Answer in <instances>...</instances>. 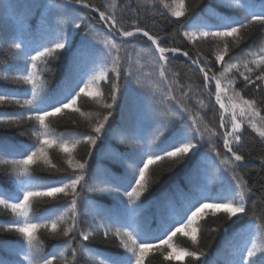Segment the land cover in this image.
<instances>
[{
    "label": "trees",
    "instance_id": "16d2710c",
    "mask_svg": "<svg viewBox=\"0 0 264 264\" xmlns=\"http://www.w3.org/2000/svg\"><path fill=\"white\" fill-rule=\"evenodd\" d=\"M88 2L101 11L111 10L113 4H120L121 7L116 9V14L118 19H122L126 25H130L133 19L139 18L141 26L146 27L150 34L164 38L163 46L177 47L182 51H188L193 59L197 53L208 57L214 64L212 73L217 75L223 69L220 64H215L214 52L218 47H223V42L208 38L193 43L183 36V31L212 25L225 16L230 9L236 10V16L243 15L236 0H232L230 8L220 6L217 0H184L185 15L179 18L171 16V10L163 6L146 9L144 0H132L135 6L134 10H123V5L127 3V0H88ZM165 3L171 4L172 8H175L172 0H165ZM64 4L63 0H0V92L13 94L9 102L0 105V113L21 111L20 106L13 101L30 86L14 79V77L21 74L25 52L34 54L32 49L46 42L51 34L58 30L57 22L59 20H70L72 17L78 16L86 17L89 27L94 26L93 35L88 39L97 48L114 39L107 36L106 29L89 10L74 7L66 10L63 7ZM23 15H25L24 18ZM73 31L75 33L73 48H75L81 38L85 37L88 28L82 26L80 30L73 29ZM243 34L244 42L239 46L233 44L229 38L230 54L235 58L232 62L240 63V71H244L243 61L253 58L241 56V49L252 45V50L255 51L260 46H264V35L260 34L258 26L251 25ZM115 40L119 42V40ZM14 43H21V49H15ZM133 44L135 50H133ZM133 44L125 46L127 54L137 61L132 70L139 73L140 82L146 85V88L142 90L135 81L132 83L122 81L127 91L123 96L118 97V104L106 125V131L92 148L91 158L88 157L90 146L86 143L81 142L72 149L74 163L87 159L89 164L85 181L79 188L81 196L79 231L70 234L69 237H64L61 234L52 235L50 231L40 229L37 232V237L43 243L40 253L42 255L58 249V251H64L67 260L71 261L73 259L71 248H75L79 253V264H98L99 257L93 259L95 252H122L117 238L111 234L107 238L104 237L102 225H110L114 230L116 227H121V223L116 222L121 220L122 223L130 224L133 228L153 229L157 224L159 225L162 214L156 201L166 190H170L171 194L174 191L172 185H179L187 190L188 183L191 181L193 184L205 188L209 193L215 194L221 189H228L233 183L230 179V172L224 173L223 177L217 172L216 165L220 161L216 160L215 164L213 163L214 153L211 151L213 145L221 151L222 155L227 153L223 148L222 132L219 128V111L207 91L204 90V82L200 73L184 58L176 56L169 65V70L171 73H179V85L183 86L185 91H189V89L191 91L187 97L181 96L179 91L175 90L169 93L166 86L159 83L155 74L151 79H145V74L153 72L152 57L146 55L151 45L140 36L133 40ZM70 52L71 50L65 51L59 60L52 62L50 65L52 71L46 72L42 76V80L47 81L49 87L54 88L61 81ZM121 55H125L123 50ZM225 60L227 61L228 57H225ZM87 62V57L82 58V63ZM221 79L225 87H228L230 79H234L233 87L241 90V94L246 98L264 100V88L257 90L253 86L245 87L242 78L235 70L227 74V78L221 77ZM168 83L174 85L177 82L170 80ZM149 87L151 91L147 90ZM101 91L107 95L109 85L102 82ZM210 91H213L212 87ZM153 94L156 98L155 104L152 100ZM169 94L176 96L177 100H166L160 103L161 97ZM231 94L232 87H229L228 95ZM200 99L205 101L204 107L200 106ZM181 103L188 109V112L197 116L202 127L207 124L214 127L221 135L212 138V144L209 143V137L205 135L199 151L195 155L189 154V157L180 163L164 160L151 165L150 185L139 201L142 207L137 209L134 204H128V208L132 211L126 212L121 203H128L127 197L123 195V188L120 192L115 190L119 178L140 153L150 152L160 141L158 121L165 111L171 116H179ZM76 106L85 113L84 116L75 112L73 108H69L65 110L66 114L49 118V126L55 133L49 139L58 140L63 136L71 147L75 140L81 139V133H90V123H94L97 118L102 119V116L106 114L102 105L94 103L91 98H79ZM261 107L264 108V105ZM190 123L191 121L187 119V113H185L184 125ZM33 125L34 121L27 120L10 124L0 123V185L3 186L0 190L14 187L16 175L13 172L12 161L22 159L23 156L20 153L35 143V137L32 134ZM181 126L178 119H173L168 125L169 129L173 131ZM243 132L241 144L234 148L238 154L244 155L245 162L248 163L237 169V174L247 181L248 187L253 192L251 199L247 200V214L243 215L242 219L233 218L229 221L222 212L213 217L211 209H207L196 224L184 228L172 237L170 241L172 248H169L168 244L161 246L164 250L173 252V259L165 261L161 253L156 250V246H160L159 240L157 242L154 240L151 241L154 247L148 251L145 264H209L211 261L216 264H230L237 258L238 252L235 253L229 249L225 252V247L228 248L230 245V249L238 251L239 248L233 242L236 236L239 242L242 237L240 235L247 236L246 232L237 230V228L243 229L242 227L255 232V236L249 240L255 241L258 247L264 246L261 235L254 226L249 224V221L255 216L257 223L264 225V160H262L264 158V141L246 123ZM169 134L168 131H165L164 137ZM47 155L51 162L49 165L40 162L30 166V171L35 176L46 180L71 174V169H68L66 163V153L62 152L55 144L48 148ZM51 164L57 165L61 171L57 172L52 169ZM63 200L62 196L56 199L36 198L30 210V216L46 213L47 210H57ZM149 201H153V203L149 204ZM13 219L14 214L11 213V210H5L0 205V258H3L8 264H18L24 256V252L20 251L21 245L16 243L19 239L18 234L8 231V228L11 227L9 222ZM221 224L223 227H220ZM192 227L197 228L196 244H193L190 238L193 234ZM213 227H217L218 231L213 232ZM80 232L91 233L92 239L83 241ZM164 239L167 240V237L165 236ZM64 241H70L71 248L65 246ZM80 244L86 245L91 251L81 253ZM243 246L241 244L239 247ZM249 247H251V243H249ZM24 249L27 251L26 245H24ZM181 249L203 251L206 255L196 261L195 258L185 256ZM244 254L246 255V253ZM54 264H63V262L57 259Z\"/></svg>",
    "mask_w": 264,
    "mask_h": 264
},
{
    "label": "snow or ice",
    "instance_id": "6c2138e0",
    "mask_svg": "<svg viewBox=\"0 0 264 264\" xmlns=\"http://www.w3.org/2000/svg\"><path fill=\"white\" fill-rule=\"evenodd\" d=\"M239 10L243 13L241 16L235 15V9L222 16L212 25H204L203 28L196 30H184L183 36L193 43L201 39L213 38L216 41L223 42V47H218L214 52L215 64H220L223 69L219 74L212 73L213 61L208 57L196 54L193 59L188 51H182L177 47H165L162 45L163 37L150 34L146 27L141 26L139 18L133 19L130 25L122 19H118L116 9L120 4H113L111 10L101 11L95 5L90 4L88 0H66L63 7L67 10L74 6L91 9L98 13L99 20L107 29V36L119 37V42L115 39L104 43L97 48L92 43L89 36L93 35V28L89 27V22L84 16L61 19L57 22L58 30L51 34L46 42L39 44L32 49L34 54L25 52L21 74L14 79L30 86L14 99V103L20 106L21 111L16 113H0V123L10 124L21 120L34 121L32 134L35 137V143L29 145L22 153L23 158L13 160V172L16 175L15 185L12 189L0 190V205L5 210L10 209L14 214V219L9 222L11 227L8 231H14L19 239L16 243L21 245L20 251L24 252L23 260L18 264H54L59 259L63 264H79V253L75 248H71L70 241H64L63 244L71 248L73 259L68 261L64 251L54 249L48 254H40L43 243L37 237L40 229L50 231L52 235L61 234L69 237L79 231V218L81 215L80 201L81 196L79 188L85 181L88 160H78L74 163L72 158V149L81 142L89 145L88 157L92 156V148L95 147L97 140L106 131L110 118L113 116V110L118 104V97L123 96L127 89L123 82L132 83L135 81L142 90L146 85L140 82L139 73L133 71L137 61H134L127 54L126 45L133 44V40L140 36L147 38L151 42V47L146 55L151 56L152 73L145 74V79H151L153 74L158 78L160 84H164L171 91H179L181 96L187 97L189 91H185L183 86L179 85V73H171L169 65L177 55L188 58L192 64L197 66V70L203 75L204 90L207 91L209 83L215 81V102L219 105V128L224 129L222 133L223 148L227 154L222 155L214 145L211 151L214 153L213 163L219 160L216 165L218 173H231L233 182L228 189H221L215 194L209 193L205 188L188 183L187 190L179 185H172L174 190L162 193L156 203L161 209L160 223L157 231L160 236H153L152 230L145 227L133 228L132 225L122 223L121 227L102 225L104 227L103 235L107 238L110 234L119 240V247L122 252L103 253L97 251L93 255L95 260L99 257L98 264H145V257L148 251L154 247L151 242L159 240L156 250L161 253L163 259L168 261L173 259V252L166 251L161 247L170 243L173 236L186 227L196 224L197 220L202 218L204 211L211 209V215L215 217L217 213H223L227 220L231 221L242 219L247 214V200L251 199L253 192L248 187L247 181L237 174V169L244 165V155L238 154L234 146H239L244 135L243 129L245 123L250 127L262 141H264V100L258 101L253 98H246L241 94V90L233 87L234 79L229 80L228 87L224 86L221 77L227 78V74L236 71L242 78L245 87L253 86L257 90L264 88V46H260L255 51L252 45H247L246 49H241V56H251V60L243 61L244 71H240V63L232 62L235 58L230 54L229 38L233 44L239 46L244 42V31L251 25L258 26V31L264 35V0H236ZM175 8L171 4L165 3V0H144L145 8H158L163 6L171 10V16L179 18L185 15L184 0H172ZM217 3L226 8H230L232 0H217ZM135 6L132 0H127L123 5V10H134ZM190 23V22H189ZM67 25V27H64ZM84 26L88 28L85 37H82L80 43L73 48L74 31L80 30ZM13 47L21 49V43H14ZM71 50L65 66L64 75L59 84L54 88L48 86V82L42 80L46 72H51L52 62L59 60L65 51ZM122 50L125 55H121ZM133 50L135 45L133 44ZM87 57V63H82V58ZM228 57V60H225ZM127 66V67H126ZM177 83L169 84V81ZM109 85L107 95L101 91V83ZM232 87V94L228 95V89ZM151 91L149 87L147 89ZM13 94L0 92V105L9 102ZM209 97L212 93H208ZM23 97L22 99L19 97ZM81 97L91 98L94 103L102 105L106 114L102 119L97 118L94 123H90V133H81V139L75 140L71 147L69 142L63 136L58 140L49 139L54 136V131L49 126V118H55L58 115L66 114V109L73 108L75 112L84 116L85 113L77 107V100ZM155 104V94L152 97ZM166 100H177L176 96L167 95L160 99V103ZM110 101V102H108ZM227 101V102H226ZM201 107L205 106L203 99L199 100ZM187 113V119L190 124L184 125V115ZM173 119H178L181 123L180 128L174 131L169 129L168 125ZM75 123V121H73ZM161 135L160 141L155 147L147 153H140L136 159L125 169L124 174L119 178L116 191L120 192L123 188V195L127 197V204L123 202V208H128V204H134L137 209L142 207L139 203L140 197L146 192L150 185V166L159 161L170 160L173 163H180L189 154L195 155L199 151L205 135L209 137V143L212 144V138L220 136L214 127L204 124L203 127L196 115L188 112L181 103L179 116H171L167 111L163 113L158 121ZM170 134L164 137V132ZM55 144L62 152L66 153V163L71 174L56 178L41 180L30 171L31 165H37L43 162L49 165L51 162L47 155L48 148ZM207 155V154H205ZM146 157V158H145ZM264 160V158H262ZM55 171H61L55 164H51ZM134 185V186H133ZM3 186L0 185V189ZM130 189V190H128ZM64 198L63 203L57 210H47L46 213L34 214L30 216L33 201L36 198ZM153 201H149L152 204ZM58 213V214H57ZM55 217V218H53ZM103 219V218H102ZM38 221V222H33ZM249 224L254 226L257 232L264 240V225L258 224L256 217L253 216ZM178 225V227H177ZM223 227V224L220 225ZM213 232L218 231L217 227L212 228ZM196 227H192L191 240L193 244L197 243ZM83 241L92 239L89 232H80ZM167 237L165 240L163 237ZM7 243V242H4ZM251 243V247L247 244ZM27 246V251L24 249ZM80 252H90L86 245H79ZM183 254L199 261L206 253L203 251H188L181 249ZM246 253V255L244 254ZM259 253V255H258ZM0 264H8L3 258H0ZM230 264H264V246L258 247L253 240L245 242L243 247L238 249L237 258Z\"/></svg>",
    "mask_w": 264,
    "mask_h": 264
},
{
    "label": "water",
    "instance_id": "95a60500",
    "mask_svg": "<svg viewBox=\"0 0 264 264\" xmlns=\"http://www.w3.org/2000/svg\"><path fill=\"white\" fill-rule=\"evenodd\" d=\"M78 6V5H77Z\"/></svg>",
    "mask_w": 264,
    "mask_h": 264
}]
</instances>
